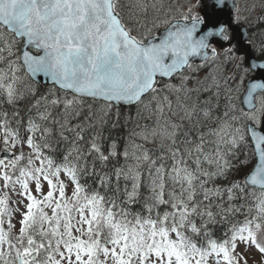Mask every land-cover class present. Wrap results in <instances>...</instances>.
<instances>
[{
	"label": "snow or ice",
	"instance_id": "obj_1",
	"mask_svg": "<svg viewBox=\"0 0 264 264\" xmlns=\"http://www.w3.org/2000/svg\"><path fill=\"white\" fill-rule=\"evenodd\" d=\"M253 249L264 0H0V264H248Z\"/></svg>",
	"mask_w": 264,
	"mask_h": 264
},
{
	"label": "rangeland",
	"instance_id": "obj_2",
	"mask_svg": "<svg viewBox=\"0 0 264 264\" xmlns=\"http://www.w3.org/2000/svg\"><path fill=\"white\" fill-rule=\"evenodd\" d=\"M261 260H264V257H261L254 249L248 254V264H260Z\"/></svg>",
	"mask_w": 264,
	"mask_h": 264
},
{
	"label": "trees",
	"instance_id": "obj_3",
	"mask_svg": "<svg viewBox=\"0 0 264 264\" xmlns=\"http://www.w3.org/2000/svg\"><path fill=\"white\" fill-rule=\"evenodd\" d=\"M251 2H252V0H237V7H240L241 9H243L246 4L251 3ZM257 2H258V0H257ZM247 32H248V30H247ZM252 54L255 58L259 59V57L255 51H252Z\"/></svg>",
	"mask_w": 264,
	"mask_h": 264
},
{
	"label": "water",
	"instance_id": "obj_4",
	"mask_svg": "<svg viewBox=\"0 0 264 264\" xmlns=\"http://www.w3.org/2000/svg\"><path fill=\"white\" fill-rule=\"evenodd\" d=\"M227 2H228V4H229V7H231V5H232V0H227ZM240 36H241V38L243 39L245 36H247V30H246V27H241L240 28ZM249 56H251V57H253V58H255L254 56H253V54H252V51H249ZM255 59H257V58H255Z\"/></svg>",
	"mask_w": 264,
	"mask_h": 264
}]
</instances>
